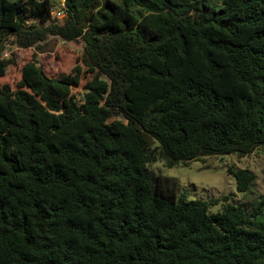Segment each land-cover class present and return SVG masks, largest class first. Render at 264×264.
<instances>
[{"label":"trees","instance_id":"trees-1","mask_svg":"<svg viewBox=\"0 0 264 264\" xmlns=\"http://www.w3.org/2000/svg\"><path fill=\"white\" fill-rule=\"evenodd\" d=\"M63 1L0 0V50L83 37L97 69L66 103L36 54L0 88V264H264V201L211 212L149 168L264 147V0Z\"/></svg>","mask_w":264,"mask_h":264},{"label":"rangeland","instance_id":"rangeland-1","mask_svg":"<svg viewBox=\"0 0 264 264\" xmlns=\"http://www.w3.org/2000/svg\"><path fill=\"white\" fill-rule=\"evenodd\" d=\"M212 7H222V0H209ZM64 7L63 0H56L55 12ZM67 14L60 18H53L63 22ZM0 50V59H14L3 76H0V88L9 85L14 92L19 88H26L23 80L22 69L37 55L39 65L51 77H65L70 82L69 93L64 95L66 103L70 98L81 99L84 86L96 73L97 69L85 65L83 55L86 42L83 37L66 40L59 36L50 35L46 41L39 42L33 47L23 48L8 42ZM7 53V55H6ZM11 100L3 106L10 107ZM12 114V113H11ZM116 119L127 121L123 115H117L109 120ZM230 167L235 169H249L256 175V181L248 191H239L235 175L230 172ZM149 168L161 175L175 178L178 182L179 194H185L191 200L212 201L219 200L210 206L211 212L223 210L226 204L247 205L250 212L255 206L264 201V147L259 146L253 152L241 156L238 153L227 155L203 156L189 162L180 161L169 166L164 160L149 164ZM264 209V204L262 205Z\"/></svg>","mask_w":264,"mask_h":264},{"label":"built area","instance_id":"built-area-1","mask_svg":"<svg viewBox=\"0 0 264 264\" xmlns=\"http://www.w3.org/2000/svg\"><path fill=\"white\" fill-rule=\"evenodd\" d=\"M53 14L56 18H60L63 14H65V10L63 8H59L55 12H53Z\"/></svg>","mask_w":264,"mask_h":264}]
</instances>
